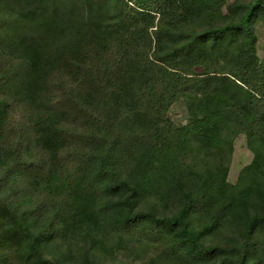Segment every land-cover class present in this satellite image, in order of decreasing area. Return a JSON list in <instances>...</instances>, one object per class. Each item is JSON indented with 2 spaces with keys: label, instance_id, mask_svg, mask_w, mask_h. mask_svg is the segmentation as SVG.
<instances>
[{
  "label": "trees",
  "instance_id": "16d2710c",
  "mask_svg": "<svg viewBox=\"0 0 264 264\" xmlns=\"http://www.w3.org/2000/svg\"><path fill=\"white\" fill-rule=\"evenodd\" d=\"M222 2L0 0L4 262L46 264L58 240L74 264H95L109 239L156 245L158 264H264V210L248 195L229 198L243 211L230 224L241 239L206 243L224 211L210 212L228 195L221 165L185 187L173 214L155 204V188L180 184L181 153L219 145L224 120L264 143V62L251 29L264 0H236L240 17L224 25H191ZM180 100L185 126L170 117ZM217 181L215 195L207 185Z\"/></svg>",
  "mask_w": 264,
  "mask_h": 264
},
{
  "label": "rangeland",
  "instance_id": "374dc122",
  "mask_svg": "<svg viewBox=\"0 0 264 264\" xmlns=\"http://www.w3.org/2000/svg\"><path fill=\"white\" fill-rule=\"evenodd\" d=\"M236 0H226V2L216 4L213 9L199 18L191 25L196 30H205L213 26L224 25L231 18L238 20L240 10L235 8L231 14L229 6ZM246 0H240L244 2ZM251 29L255 34V49L259 61L264 62V12H259L251 21ZM244 38L237 39L239 46L243 45ZM237 47L230 50V56L237 54ZM198 70H202L200 66ZM170 117L180 126H185L189 122L190 113L184 101L175 103L170 110ZM222 141L219 145L210 148L203 146L188 147L181 153L178 171L182 176L180 184H176L172 189L168 187L155 188L158 202L156 207L160 214H173L181 204V197L184 195L185 187L190 189L199 181L200 176L211 175L219 165L226 169L225 181L229 185L224 191L226 197L220 196L217 204L212 208L210 216L214 217L223 212V217L213 227V232L206 235L207 244L214 243H233L241 239V229H232L230 224L233 222H243L240 214L242 208L236 209L229 205V198L235 192L236 197L248 195L250 208L264 210V143L254 140L246 133H238L230 121H223L220 129ZM196 142V141H195ZM197 143H193V145ZM259 162V163H258ZM200 175V176H199ZM210 182L207 187L211 193L217 195L220 181ZM185 185L184 187L182 185ZM232 186H236L235 189ZM178 188V189H176ZM230 188V189H229ZM260 189L263 195L257 191ZM158 191V192H157ZM158 193V194H157ZM160 195V196H159ZM261 196V197H260ZM263 197V198H262ZM262 198V199H261ZM141 205L149 208L154 203H150L145 196ZM236 209V210H234ZM239 215V216H238ZM199 219V218H198ZM205 226V225H202ZM255 237L264 241V224L256 229ZM104 248H97L94 253L95 264H158L157 259L159 249L156 245L136 240H126L124 244L116 248L115 241L106 240ZM3 250L0 249V264H7L2 258ZM45 257L48 259L46 264L59 262V264H74L66 252V247L60 241H53L45 249Z\"/></svg>",
  "mask_w": 264,
  "mask_h": 264
}]
</instances>
